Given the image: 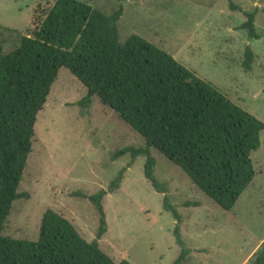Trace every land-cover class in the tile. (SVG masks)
<instances>
[{"label": "rangeland", "instance_id": "374dc122", "mask_svg": "<svg viewBox=\"0 0 264 264\" xmlns=\"http://www.w3.org/2000/svg\"><path fill=\"white\" fill-rule=\"evenodd\" d=\"M55 0H0V53L8 54L31 35ZM111 14L122 7L118 41L137 35L171 55L197 78L211 83L231 102L264 123V0H232L242 10L257 8L255 28L262 37L247 41L244 17L225 0H82ZM254 61L242 68L244 49ZM85 88L60 69L36 117L31 152L2 235L36 241L42 216L52 210L68 220L87 242L95 239L98 217L86 199L126 169L119 188L103 199L106 233L99 249L115 263L171 264L179 254L176 222L162 210L163 194L143 176L145 158L111 154L144 141L94 98L79 105ZM153 175L181 216L182 239L190 254L184 264H251L264 242V131L251 154L255 177L230 211L202 195L188 177L157 151ZM84 196L85 198H83ZM197 203V207H184Z\"/></svg>", "mask_w": 264, "mask_h": 264}, {"label": "trees", "instance_id": "16d2710c", "mask_svg": "<svg viewBox=\"0 0 264 264\" xmlns=\"http://www.w3.org/2000/svg\"><path fill=\"white\" fill-rule=\"evenodd\" d=\"M225 1L230 11L244 17L239 29L247 41L260 40L257 8L245 11ZM121 15V6L104 14L82 0H55L31 35L21 37L10 53H0V264H130L115 263L98 245L106 233L103 199L119 188L126 169L107 189L86 198L98 217L93 241H85L52 210L44 212L36 241L2 235L14 201L28 198L17 189L31 152L36 117L62 68L86 90L79 105L89 107L99 99L143 139V147L116 150L111 160L129 155L132 164L145 158L143 176L163 194L162 210L176 222L173 238L179 254L171 264H184L190 250L181 236L177 207L153 175L151 150L180 169L223 211L233 209L255 177L250 156L260 147L264 123L145 39L131 35L120 44L116 24ZM253 61L246 47L242 68L250 71ZM188 206L198 204H184ZM251 264H264V242Z\"/></svg>", "mask_w": 264, "mask_h": 264}]
</instances>
